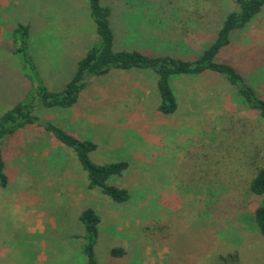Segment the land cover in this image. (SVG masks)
Wrapping results in <instances>:
<instances>
[{"label": "rangeland", "instance_id": "1", "mask_svg": "<svg viewBox=\"0 0 264 264\" xmlns=\"http://www.w3.org/2000/svg\"><path fill=\"white\" fill-rule=\"evenodd\" d=\"M101 2L110 7L109 21L114 33L115 50H147L152 55L165 52L185 59H195L199 55L196 51L209 46L218 31L213 28L202 30L198 44L187 40L191 51L188 56H183L185 52L179 50V38H174V33L185 27L194 29L200 26L194 18L197 9L203 7L205 11L213 8L216 11L210 14L212 18H217L213 27H220L226 15L238 9L236 0ZM203 14L210 16L208 12ZM18 23L30 24L27 52L32 56L38 78L52 90H61V86L74 74L77 63L73 55L83 56L87 51L84 54L81 52L86 47L88 50L100 41L88 0H0V100L12 104L21 99L24 92L22 76H29L30 70L29 66L27 69L24 67L22 53L13 52V28ZM237 34L241 36L235 37ZM231 47L234 48L233 61L223 59L222 54ZM219 55L218 61L232 64L257 95L264 99V93L259 88L264 86V7L246 27L232 32L230 44ZM61 64L62 70L57 68ZM134 68H113L106 74L88 77L86 89L81 91L76 104L77 118H72L69 111L61 113L57 116L61 124L57 118L53 119L57 107L39 105L36 110L38 115L42 112L44 121L64 126L65 130H72L70 133H76L74 128L85 129L84 139L97 144L96 150L89 154L95 163L104 164L117 158L115 161L126 160L131 165L130 171L125 170L109 178L110 183H128L130 199L116 202L121 207V216L108 209L101 213L95 244L98 262L143 264L145 248L149 244L154 246V256L157 252L155 264H264V235L256 228L253 212L250 211L252 207L248 204L244 208V203L239 202L237 197L239 194L235 192L249 193L248 182L255 165L264 164V120L244 106L236 91L227 92L234 100L232 107H227L226 93H216L215 86L210 82L217 78L208 75L212 71H205L199 76L190 75V78L200 81V96L191 100V106L183 100L175 113L160 114L159 118L153 111V102L159 95L154 82L150 78L152 84L148 85V91L144 90L142 84H138L141 78L134 74L136 71L128 72L133 69L138 70L140 75L156 73L150 68ZM221 80L226 84L228 82L224 75H221L220 83ZM142 96L147 97L143 100ZM8 108L10 106L0 102V117ZM139 111L146 118L140 117ZM66 117L71 120H66ZM30 127L18 129L7 137L14 139L18 145L20 141L27 142L22 169H26L25 160L36 159L37 146L48 141L50 135L41 128L29 133L25 138L29 141H23L22 132ZM227 142L229 158L218 163ZM216 145L218 148H215ZM2 149L5 154L4 140ZM244 151L246 155L250 152L254 162L252 168H248L246 159L240 157ZM60 153L61 149L53 150L44 161L38 157L28 171H39L40 163L65 161L69 164L65 175L78 176L81 179L79 182L83 183L87 171L77 157L76 161H72ZM6 163L9 164L8 161ZM11 166L6 169L9 175V170L18 169L21 163L16 159ZM66 178L56 180L55 185L64 184ZM18 186L19 183L16 184ZM13 190L9 187L8 194ZM64 194L63 198L72 196L67 195V191ZM22 196H29L33 201L26 206L22 204V217L26 219L22 221V230H25L29 219L49 205L41 204L40 189L33 184L24 187ZM242 197L246 198L244 194ZM255 198L252 206H264V194ZM88 205L53 207L54 217L58 218L56 228L48 226L42 235L17 237L25 242L22 244L23 257L33 260L40 248H46L50 258H57L56 263L70 260L72 264H87L83 253L85 228L79 214ZM90 206L97 209L94 205ZM41 237L46 240V246L41 245ZM124 239L130 243L142 242L134 245L125 256L119 255L118 259L111 250L124 247ZM164 246L169 248V252L163 251ZM51 262L49 260L48 264H54Z\"/></svg>", "mask_w": 264, "mask_h": 264}, {"label": "trees", "instance_id": "2", "mask_svg": "<svg viewBox=\"0 0 264 264\" xmlns=\"http://www.w3.org/2000/svg\"><path fill=\"white\" fill-rule=\"evenodd\" d=\"M90 14L97 25L99 44L89 47L87 52L78 59L76 70L61 90H51L39 79L32 56L27 52L30 37V24L18 23L13 28L15 47L14 53H22L24 67H30L29 77L33 82L32 88L26 96L10 107L0 117V187H7L9 176L5 168V158L2 142L18 129L28 125L42 127L51 132L63 145L71 147L75 156L87 171L88 189H98L109 196L114 202H126L130 199L127 187L109 182L113 175H119L129 168L126 160L111 161L104 164L95 163L90 159V152L96 150L97 144L89 139H82L64 128L51 122L44 121L41 113L36 110L39 105L45 108H70L78 102L81 91L86 86L90 76L103 75L113 68H150L156 73V87L159 93L158 111L168 115L178 109V98L172 81L180 76L200 75L205 71L224 75L228 82L235 88L236 93L257 116L264 120V99L259 97L256 90L245 81V78L229 62L217 60L220 51L230 44L232 32L246 27L251 19L264 7V0H236L238 9L229 12L217 31L212 43L205 47L195 59H184L173 55H152L139 50H115L114 33L110 25V7L102 4L101 0H88ZM32 59V60H31ZM27 69V68H26ZM36 124V125H33ZM229 142L221 150V161L229 158ZM215 148H218L216 145ZM244 151L240 157L245 158L247 167L252 168L250 152ZM239 156V155H238ZM236 159V158H234ZM251 179V180H250ZM248 182V192L235 191L239 195V202L250 205L257 230L264 235V206L252 204L255 196L264 194V164L255 165ZM243 194L246 198L242 197ZM247 202V203H246ZM80 221L84 224L85 235L83 253L87 264H101L95 256V244L98 237V224L100 216L91 206L84 207L79 214ZM112 255L119 256L124 253L123 248H113Z\"/></svg>", "mask_w": 264, "mask_h": 264}, {"label": "crops", "instance_id": "3", "mask_svg": "<svg viewBox=\"0 0 264 264\" xmlns=\"http://www.w3.org/2000/svg\"><path fill=\"white\" fill-rule=\"evenodd\" d=\"M210 10V12H209ZM209 10H205L197 9V16H194V18H196V20H198L196 23L200 24V26H195V28L193 29L192 27H185L182 31L177 32L175 30V35L174 38H179V50L184 51L185 55L183 56H188V54H190L191 51V46L188 45V41L194 42L195 44H198V39H199V34L201 37V33L202 30H208V29H215L216 31L218 30V28L220 27H213L214 25H216V19L217 18H212L213 14L211 11H215L213 8H210ZM204 12H208V14L210 16H208L207 14H203ZM216 12V11H215ZM217 28V29H216ZM237 31V30H236ZM241 33V32H240ZM212 34H214V32H212ZM217 34V33H216ZM215 34V37H216ZM241 34H237L235 37H240ZM188 40V41H187ZM30 47V46H29ZM89 49V48H88ZM203 48L200 47L198 51V54H200L202 52ZM87 51V47L85 48V51L81 52V54H84ZM145 53H148L147 50H145ZM232 51H234V48H229L228 50H226L223 54H222V58L228 61H233L232 56L233 53ZM151 52V51H150ZM152 54V53H150ZM172 55V53H161L160 55ZM73 55V54H72ZM74 56V62L77 63L78 59L82 56L80 55H73ZM80 56V57H79ZM178 57V55H175ZM198 55H196L197 57ZM221 55L218 54V57H220ZM185 59V58H184ZM189 59V58H188ZM58 69L62 70V64L60 66L57 67ZM134 69H138V68H134ZM258 68H256L254 71H256ZM134 72L135 75L139 76L141 79H139L138 84H142V88H144V90L148 91V85L152 84L151 82H154L153 84L156 85V80H157V76L155 74H151L152 72H150V74L145 73L140 75V72L138 70H129L128 73L130 72ZM154 73V72H153ZM201 75V74H200ZM208 75H213L216 76L217 78H214L212 81H210L212 83V85L215 86L216 89V93L224 95L226 93V97L224 98L226 101V106L227 107H232L234 100L228 96L227 92H235V88L229 83L227 82L224 83L221 80V83L219 82V80L221 79V75L219 74H215L213 72H210ZM199 76V75H198ZM150 78H151V82H150ZM22 81H23V87H24V92L22 97L24 98L27 91L33 86V82L30 79L29 76L23 75L22 76ZM218 81V83H217ZM199 79L195 80L193 78H190V76L184 75V76H180L175 78L172 81V84L176 90V95L178 98V108H180V106L183 103V100H187L186 102L188 103V105L191 106V103H193V101H191L194 98H199L198 96H200L199 93ZM214 82V83H213ZM46 83V82H45ZM67 83V82H66ZM64 83L61 88H63V86H65ZM220 86H223L220 89ZM252 86V85H251ZM260 90L262 91V93H264V86L263 87H259ZM50 89V88H49ZM86 88H84L85 90ZM52 90V89H51ZM158 92V90H157ZM157 96V93H156ZM21 97L20 100H22L23 98ZM147 96H142L141 99L144 100V98H146ZM80 98V97H79ZM139 99V98H138ZM79 100V99H78ZM9 103L6 102L5 100H0V102L6 104L7 106L12 107L13 105H15L17 102ZM155 105H153V111L156 114L157 117L160 118V112L158 111V104H159V95L155 98L154 102ZM152 103V104H153ZM77 104V103H76ZM185 106V105H184ZM139 107L141 108V106L139 105ZM9 109V108H8ZM7 109V110H8ZM63 108H59L57 107L55 110V114L53 119L57 118V121L60 119L59 117H57L58 115L60 116L61 113H66L67 111H69L70 116L72 118H77L78 117V105H74L72 107H70V110H62ZM144 110V108H141ZM57 111V113H56ZM144 112V111H143ZM127 113V112H125ZM139 116L146 118V116L144 114H141V112L139 111ZM167 119V117H164ZM66 120H71L68 119V117L65 118ZM163 119V118H162ZM59 123L62 124L61 121H58ZM57 125V124H56ZM70 126V124H68ZM58 126V125H57ZM61 126V125H59ZM62 127V126H61ZM42 127H37V126H31L29 128V130L27 131H23L22 133V140H26L29 141L28 139H25L26 137H28L29 133H32V131H36L37 129H41ZM63 128H65L63 126ZM74 128V127H73ZM35 129V130H34ZM76 133L75 135L78 136L79 138L84 139L85 138V129H81V130H77V129H73ZM68 132H71L72 130H67ZM45 133V132H44ZM47 133V132H46ZM48 137L49 140H45L42 145L37 146L38 147V152L36 151L35 154H37V156H35L36 159H29V160H25L26 162V169H22V157L25 156V152L27 151V147L25 146L26 143H22V141H20V145L16 144L15 140L10 138H5L4 139V149H5V154H4V158L5 159V168H12L11 163L14 160H18V162L21 163V166L18 169L15 170H9L11 171V175L8 174L9 176V183L7 185V187H0V212H2V214H0V264H48L49 260H52V262H54V264L56 263L54 257H51L47 254L46 252V248H40L37 252V254L34 256L33 260H27L26 257H23L22 254V244H25V242H23L22 240H19L17 237H22V235H35V234H39L42 235L47 231V227L50 226L52 229L57 227V219L56 217H54V213L55 210L53 209V207H62L65 204L67 206L71 205V206H82L85 204H89L90 205H94L97 209V212L99 214V216L101 215V213L105 210H111V211H115L116 215H120L121 216V207L118 206V204H116V202H114L113 200H111L110 198H107L105 196H103L102 192H98V190L96 189H88L87 188V184H88V177L83 179V183H80L78 176L75 175H65L66 169L68 167L69 164H66L65 161L63 163L61 162H56V163H40L38 165L39 171H35V172H29L28 170H30V166H32L31 163H36L37 158L39 157L41 160H45L46 157H49L52 153L53 150L56 149H61V156L62 155H66V157L72 159V161H76L75 160V153L73 152V150H71L70 148H67L66 146H63V144L52 134L48 132ZM42 136V135H41ZM35 138H39L37 135H34ZM41 138V137H40ZM3 143V142H2ZM34 144V143H33ZM36 145H33V147H35ZM64 147V148H62ZM37 150V148L35 149ZM4 152V151H3ZM30 152L32 153V150H30ZM140 154H143L140 152ZM138 154L137 157L140 155ZM117 160V158L115 159ZM114 160V161H115ZM6 161H8V165L6 163ZM111 162V161H110ZM108 163V162H106ZM40 165H42L43 167H41ZM36 166V165H34ZM131 165H129V168L126 169L127 171L131 170ZM61 176H60V175ZM64 177H67L64 181V184H60V185H55V181L56 180H63ZM24 179V180H22ZM19 183V186L16 187V184ZM35 185L38 186V189H40V202L41 204L46 205L48 203L49 207L46 209H42L41 211H39V213H35V217L29 219V221L26 223V227L27 229L22 230V221H25L26 219H23L24 216L22 217V204L26 206V204H31L33 203L32 199H30L29 196H22V191L24 190V187L28 186V185ZM119 186H125L128 188V183L123 182V183H115ZM10 188H14L15 190H13L10 194H8V189ZM49 188V191H46V189ZM67 191V195H72L71 197L68 198H63L64 197V192ZM10 196V198H9ZM49 199V200H48ZM5 211V212H4ZM81 212V211H80ZM27 215V214H25ZM48 215H50L49 217H47ZM27 218V217H26ZM34 221V223H33ZM118 221H120V217H118ZM5 228H3V227ZM133 234V233H132ZM12 238H16L17 240H14ZM41 245L46 246L47 242L46 240H43L41 237ZM142 241H132L127 242L124 239V247H122L124 249V253L121 256H125L127 253L131 252V249L134 245H138L139 243H141ZM27 244V243H26ZM30 244V243H28ZM32 246H35L33 244H31ZM128 246V248H127ZM32 249L34 250L35 248L32 247ZM145 255L146 259L143 262V264H155L156 262V258L157 257V252H155V256H154V246H151L149 244H147L146 248H145ZM163 251L169 252V248L165 247L163 248ZM163 252V254H164ZM22 254V256H21ZM117 257V256H116ZM119 259V256L117 257ZM159 261H162V259H158ZM157 260V261H158ZM119 261V260H118ZM117 261V262H118ZM51 262V263H52ZM70 260H65V261H60L57 262L56 264H70ZM72 264V262H71ZM73 264H77V263H73Z\"/></svg>", "mask_w": 264, "mask_h": 264}]
</instances>
